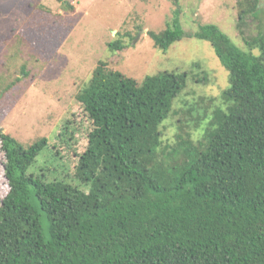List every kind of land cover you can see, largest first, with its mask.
Returning <instances> with one entry per match:
<instances>
[{"label":"trees","instance_id":"16d2710c","mask_svg":"<svg viewBox=\"0 0 264 264\" xmlns=\"http://www.w3.org/2000/svg\"><path fill=\"white\" fill-rule=\"evenodd\" d=\"M262 1L238 0L239 21ZM171 2L166 29L148 33L162 52L185 37L180 0ZM192 36L210 44L229 74L221 105L208 119L193 115L198 129L206 121L198 142L190 126L170 144L162 132L193 73L138 83L103 62L75 97L91 121L77 185L28 174L48 140L24 147L0 129L9 186L0 264H264V33L244 49L215 24ZM108 49L121 51L123 42Z\"/></svg>","mask_w":264,"mask_h":264},{"label":"rangeland","instance_id":"374dc122","mask_svg":"<svg viewBox=\"0 0 264 264\" xmlns=\"http://www.w3.org/2000/svg\"><path fill=\"white\" fill-rule=\"evenodd\" d=\"M237 1L180 0L185 37L162 52L148 33L166 29L175 9L171 0H68L72 12L56 0H0V129L24 147L48 140L28 174L77 185L74 171L91 121L75 97L100 62L138 83L165 71L193 73L162 132L170 144L180 126H190L198 142L206 121L198 129L193 115L208 119L229 74L210 44L192 35L201 25L215 24L244 49L245 39L264 33V0L243 21ZM116 41L124 49L111 52L108 44ZM4 164L0 144V204L9 192Z\"/></svg>","mask_w":264,"mask_h":264}]
</instances>
